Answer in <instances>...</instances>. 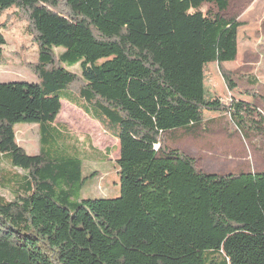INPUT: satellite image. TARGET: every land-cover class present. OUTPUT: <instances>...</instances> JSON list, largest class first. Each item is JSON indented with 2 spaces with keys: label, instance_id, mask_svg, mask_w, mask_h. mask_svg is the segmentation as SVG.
Listing matches in <instances>:
<instances>
[{
  "label": "trees",
  "instance_id": "16d2710c",
  "mask_svg": "<svg viewBox=\"0 0 264 264\" xmlns=\"http://www.w3.org/2000/svg\"><path fill=\"white\" fill-rule=\"evenodd\" d=\"M233 1L0 0V18L14 8L0 21V64L3 32L25 23L40 81L0 83V264H264V172H201L167 144L205 129V112L264 136L255 105L206 91L208 67L239 55L238 23L223 16ZM73 96L119 141L117 199L79 198L89 177L57 142ZM18 124L38 125V155L18 143Z\"/></svg>",
  "mask_w": 264,
  "mask_h": 264
},
{
  "label": "rangeland",
  "instance_id": "374dc122",
  "mask_svg": "<svg viewBox=\"0 0 264 264\" xmlns=\"http://www.w3.org/2000/svg\"><path fill=\"white\" fill-rule=\"evenodd\" d=\"M204 7V11L209 10ZM8 10L6 15L13 12ZM227 19H235L239 28V55L235 62L211 64L206 74V91L212 103H230L241 99V91L256 90L258 97L264 98V0L233 1L227 12ZM26 24L12 22L3 34L7 45L4 47L6 63L0 64V83L38 84L39 79L32 70L38 61V46L27 35ZM64 49H58L61 54ZM67 71L81 76V65L63 64ZM250 76L259 79L255 89L247 83ZM246 100L261 112L264 121V102L248 96ZM62 100V112L57 124L66 133L65 138L57 139L61 148L74 153L82 162V178L85 185L79 193L80 200L117 199L121 196L119 166V141L107 134L96 121L73 104L84 108L85 103L77 96ZM205 129L195 134L175 133L168 137L169 148L180 150L194 158L199 171L217 174H236L237 170L250 172L264 171V136L238 132L230 123L228 116L205 112ZM18 143L28 155H38L41 149L38 125L18 124L16 126ZM7 166L5 158H1ZM21 172V171H20ZM98 172V176H93ZM1 194L12 199L10 192Z\"/></svg>",
  "mask_w": 264,
  "mask_h": 264
},
{
  "label": "crops",
  "instance_id": "0c3cea01",
  "mask_svg": "<svg viewBox=\"0 0 264 264\" xmlns=\"http://www.w3.org/2000/svg\"><path fill=\"white\" fill-rule=\"evenodd\" d=\"M247 83L249 84V85H252L254 88L253 89H255L256 88V86H258L259 84H260V81H259V79L258 78H256L255 76H250L248 79H247ZM247 98H249V97H242L241 99H238V100H242V101H245V102H248V100H246ZM249 103V102H248ZM62 106H63V104H62ZM205 119H206V113H205ZM202 130V129H201ZM199 131H197V133H198ZM176 133H182V134H189L188 132H183V131H179V132H176ZM192 135V134H191ZM119 151H120V148H119ZM120 155V154H119ZM192 158V157H191ZM194 159V158H193ZM247 172H250V171H248V170H237V175L238 174H241V173H247ZM262 172H264V171H262Z\"/></svg>",
  "mask_w": 264,
  "mask_h": 264
},
{
  "label": "built area",
  "instance_id": "2783aa9c",
  "mask_svg": "<svg viewBox=\"0 0 264 264\" xmlns=\"http://www.w3.org/2000/svg\"><path fill=\"white\" fill-rule=\"evenodd\" d=\"M158 148H159V146L156 147V149H158Z\"/></svg>",
  "mask_w": 264,
  "mask_h": 264
}]
</instances>
